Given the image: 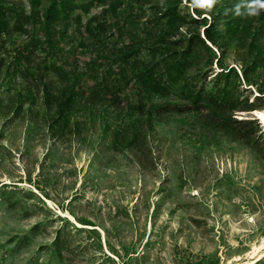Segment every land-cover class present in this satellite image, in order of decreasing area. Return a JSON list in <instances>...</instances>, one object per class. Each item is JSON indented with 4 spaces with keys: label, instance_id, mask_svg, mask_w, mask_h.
<instances>
[{
    "label": "rangeland",
    "instance_id": "374dc122",
    "mask_svg": "<svg viewBox=\"0 0 264 264\" xmlns=\"http://www.w3.org/2000/svg\"><path fill=\"white\" fill-rule=\"evenodd\" d=\"M231 2L0 36V264H264V0Z\"/></svg>",
    "mask_w": 264,
    "mask_h": 264
},
{
    "label": "trees",
    "instance_id": "16d2710c",
    "mask_svg": "<svg viewBox=\"0 0 264 264\" xmlns=\"http://www.w3.org/2000/svg\"><path fill=\"white\" fill-rule=\"evenodd\" d=\"M100 0L80 1V0H0V36L6 34L13 26L16 30L27 32V27H34L38 23L42 26L41 34L43 36H32V41L42 42L44 37L47 42H52L56 23L68 24L75 22L82 23V13L88 14L92 11V7H96ZM244 4L232 0V8H238L240 11L246 7ZM29 8V9H27ZM82 12H77V11ZM163 14L171 19L184 20L187 14L179 9L178 5L170 6ZM96 20V19H95ZM198 19H194L196 21ZM94 18L89 21L92 25ZM14 22V24H13ZM28 25V26H27ZM100 27V26H99ZM192 47V46H191ZM187 48V51L191 50ZM186 51V49L184 50ZM152 71V70H150ZM222 74L215 75L214 80H221ZM229 88L226 86L219 89L214 96L227 97L230 94Z\"/></svg>",
    "mask_w": 264,
    "mask_h": 264
},
{
    "label": "bare ground",
    "instance_id": "6f19581e",
    "mask_svg": "<svg viewBox=\"0 0 264 264\" xmlns=\"http://www.w3.org/2000/svg\"><path fill=\"white\" fill-rule=\"evenodd\" d=\"M257 113H264V111L262 112V111H257ZM259 119H260V117H259ZM263 121H264V119H262ZM65 213H67V215H65ZM62 214L64 215V216H66V217H68V218H70L74 223H76L77 225H80V226H85V224H82L81 222H79L77 219H76V217L72 214V213H70L69 211L67 212H64V211H62ZM257 250H260V248L258 247L256 250H255V252H257ZM264 254V253H263ZM264 256H262L261 258H263ZM254 262H251V263H249V264H253Z\"/></svg>",
    "mask_w": 264,
    "mask_h": 264
},
{
    "label": "snow or ice",
    "instance_id": "6c2138e0",
    "mask_svg": "<svg viewBox=\"0 0 264 264\" xmlns=\"http://www.w3.org/2000/svg\"><path fill=\"white\" fill-rule=\"evenodd\" d=\"M212 2V0H204V3L206 5H210ZM257 97L260 95L259 93L255 94ZM257 116H259L261 119H264V113H257ZM65 215H67V213H65Z\"/></svg>",
    "mask_w": 264,
    "mask_h": 264
}]
</instances>
